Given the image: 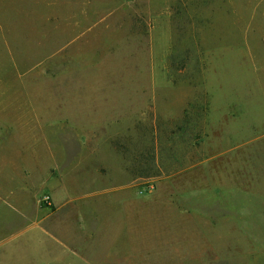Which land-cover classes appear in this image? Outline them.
<instances>
[{
    "label": "rangeland",
    "instance_id": "rangeland-1",
    "mask_svg": "<svg viewBox=\"0 0 264 264\" xmlns=\"http://www.w3.org/2000/svg\"><path fill=\"white\" fill-rule=\"evenodd\" d=\"M261 191L264 0H0V240L118 194L239 254Z\"/></svg>",
    "mask_w": 264,
    "mask_h": 264
},
{
    "label": "crops",
    "instance_id": "crops-1",
    "mask_svg": "<svg viewBox=\"0 0 264 264\" xmlns=\"http://www.w3.org/2000/svg\"><path fill=\"white\" fill-rule=\"evenodd\" d=\"M137 209L136 202L120 201L117 194L109 201L91 197L80 207L70 205L68 212L52 219L18 221L17 229L0 240V264H229L234 257L251 258L252 264L264 258V198L226 203L231 215L226 223L239 221L242 236L250 238L244 242L254 239L261 245L239 254L231 251L232 232L226 235L229 247L215 251L200 229L206 221L184 216L143 220L137 218ZM138 226L148 228L142 233Z\"/></svg>",
    "mask_w": 264,
    "mask_h": 264
}]
</instances>
